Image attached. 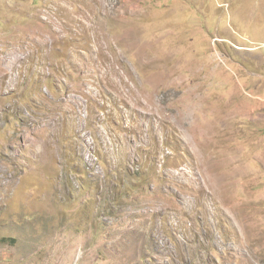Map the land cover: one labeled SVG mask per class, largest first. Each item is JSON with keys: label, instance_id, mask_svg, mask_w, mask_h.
Masks as SVG:
<instances>
[{"label": "rangeland", "instance_id": "rangeland-1", "mask_svg": "<svg viewBox=\"0 0 264 264\" xmlns=\"http://www.w3.org/2000/svg\"><path fill=\"white\" fill-rule=\"evenodd\" d=\"M0 264H264V0H0Z\"/></svg>", "mask_w": 264, "mask_h": 264}]
</instances>
